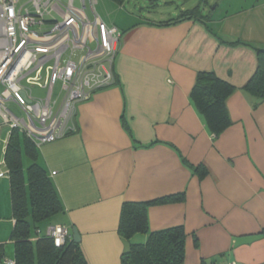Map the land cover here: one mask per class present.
<instances>
[{"label":"crops","instance_id":"0c3cea01","mask_svg":"<svg viewBox=\"0 0 264 264\" xmlns=\"http://www.w3.org/2000/svg\"><path fill=\"white\" fill-rule=\"evenodd\" d=\"M195 8L194 19L121 32L115 85L78 105L65 137L36 147L18 131L37 148L64 206L56 225L70 239L77 230L87 264H120L124 202L178 194L182 202L149 207L148 222L151 232L183 227L184 264H264V102L243 90L264 49V0L218 17L199 6L180 13ZM199 72L235 87L226 100L231 125L217 137L190 100ZM8 137L0 127V264L14 261ZM42 224L33 239L46 234Z\"/></svg>","mask_w":264,"mask_h":264},{"label":"built area","instance_id":"2783aa9c","mask_svg":"<svg viewBox=\"0 0 264 264\" xmlns=\"http://www.w3.org/2000/svg\"><path fill=\"white\" fill-rule=\"evenodd\" d=\"M97 3L0 0V127L8 136L20 131L36 147L62 139L74 129L78 105L115 85L121 32L96 14ZM45 235L61 247L68 228L50 226Z\"/></svg>","mask_w":264,"mask_h":264},{"label":"trees","instance_id":"16d2710c","mask_svg":"<svg viewBox=\"0 0 264 264\" xmlns=\"http://www.w3.org/2000/svg\"><path fill=\"white\" fill-rule=\"evenodd\" d=\"M122 5L126 0H111ZM198 8L181 12L178 19H194ZM177 21L173 22L175 24ZM166 25L170 23L165 22ZM258 66L243 90L256 104L264 102V49L256 50ZM235 87L220 80L214 73L199 72L190 93V100L211 134L219 136L231 121L226 108L227 98ZM127 131L128 128L125 125ZM24 158L28 160L25 168ZM5 164L9 170L10 199L15 226L12 231L15 264H87L79 243L68 237L61 247H55L46 235L33 239L41 222L64 212L60 197L38 163L37 148L17 130L8 137ZM199 179L207 175L204 167L192 168ZM183 194L171 195L150 202H124L118 224L119 236L127 242L120 264H184L185 231L182 226L151 232L149 207L182 202ZM38 234V231H37ZM135 235H146L144 243L132 242Z\"/></svg>","mask_w":264,"mask_h":264},{"label":"rangeland","instance_id":"374dc122","mask_svg":"<svg viewBox=\"0 0 264 264\" xmlns=\"http://www.w3.org/2000/svg\"><path fill=\"white\" fill-rule=\"evenodd\" d=\"M261 0H126L122 5H117L111 0H98L95 7L96 14L108 26L116 27L120 32H125L132 26L143 22H169L179 18L181 9H192L201 7L204 12H211L215 17L224 13V11H232L236 8H247L251 5L259 4ZM88 15L93 18L92 13L88 10ZM45 91L37 88L33 89L36 96H43ZM58 92V86L55 93ZM14 114L20 116V112L16 106H11ZM27 159L24 158V166L27 167ZM59 216L51 217L41 223L42 226H55L59 220ZM34 236V230H32ZM44 229L42 234L45 233ZM137 242L142 241L136 239ZM135 241V242H136Z\"/></svg>","mask_w":264,"mask_h":264},{"label":"water","instance_id":"95a60500","mask_svg":"<svg viewBox=\"0 0 264 264\" xmlns=\"http://www.w3.org/2000/svg\"><path fill=\"white\" fill-rule=\"evenodd\" d=\"M72 240L74 243H79L80 241L79 234L75 228H72Z\"/></svg>","mask_w":264,"mask_h":264}]
</instances>
